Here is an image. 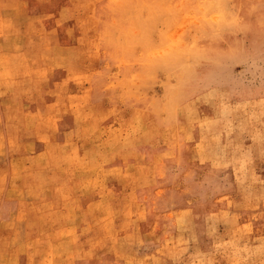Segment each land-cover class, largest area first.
<instances>
[{
	"label": "rangeland",
	"instance_id": "obj_1",
	"mask_svg": "<svg viewBox=\"0 0 264 264\" xmlns=\"http://www.w3.org/2000/svg\"><path fill=\"white\" fill-rule=\"evenodd\" d=\"M0 264H264V0H0Z\"/></svg>",
	"mask_w": 264,
	"mask_h": 264
}]
</instances>
